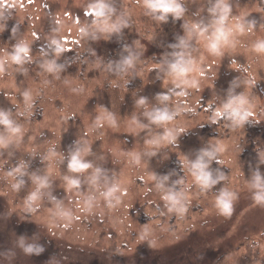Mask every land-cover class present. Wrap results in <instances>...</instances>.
Here are the masks:
<instances>
[{"label": "rangeland", "instance_id": "1", "mask_svg": "<svg viewBox=\"0 0 264 264\" xmlns=\"http://www.w3.org/2000/svg\"><path fill=\"white\" fill-rule=\"evenodd\" d=\"M176 2L182 15L161 20L146 0H0V119L20 129L0 123V264H264V147L240 121L204 130L231 101L264 112V0H225L219 55L193 25L211 37L220 0ZM90 40L83 76L64 70L60 51ZM122 43L116 98L100 62ZM180 59L203 73L186 75L195 87L174 82ZM73 156L89 167L72 171Z\"/></svg>", "mask_w": 264, "mask_h": 264}, {"label": "clouds", "instance_id": "2", "mask_svg": "<svg viewBox=\"0 0 264 264\" xmlns=\"http://www.w3.org/2000/svg\"><path fill=\"white\" fill-rule=\"evenodd\" d=\"M146 6L150 9H152L154 12H160L161 15H160L159 19H161V20L165 19V17L168 14H173L175 17L179 18L184 11L183 8L180 6V4L176 2V0H146ZM103 7H104V5H102V4L95 6V15L97 17L102 15ZM217 10L220 13V17H219V20H217L215 22L216 30L212 34L211 37L205 36L206 29H200L196 25H193V28L198 32L201 40H209L210 41V43L207 45V47L211 51L216 52V54L219 55V52L217 51L218 45H220L222 42H226V40H227L228 33L226 32L223 25H224L225 20H227V18H228V13H229L230 9L227 6V4L225 3V0H220V3H218L216 5V8L212 9L213 12H216ZM111 27H114V26H111ZM111 27L107 25V22H105V30H111ZM21 53L24 56H27L28 49L26 47H20L17 50V55L12 57V59L19 62L21 59V55H20ZM171 69H172V74L174 75V82L177 83V86H179L180 84H184L187 86L195 87L196 86L195 78H193L191 80L185 79L186 75L188 73H191V72H196L200 76L203 75V73L199 71L198 67L195 65V63L193 61L185 62L183 59H180L177 63L171 65ZM2 71H3V68H2V66H0V72H2ZM178 95H184V93H178ZM164 98L167 99V97H164ZM141 103H143V101H141ZM242 103H243L242 100L231 101L227 105L224 106V109H222V110L218 109L216 111V116L217 117L221 116L222 112L228 111L229 109H231L230 115L238 116L240 120L245 119L249 115H253L252 112H245L244 115H242V116L240 115V113L238 111V105L242 104ZM233 105H237V107H233ZM156 119L159 121H169L172 119V117L167 115V114H158ZM0 123H3L4 125L8 126L10 132L13 134L18 133L20 131L19 128H13L11 126L9 120L6 117H3L2 119H0ZM181 131H183V129H181ZM7 143H8L7 140H0V146H6ZM88 167H89V165L86 163H82L80 161V159L77 158V156H73L72 160L69 164V168L72 171H76V172L83 171V170L87 169ZM195 167L198 169H201L200 175L197 176V180L200 183L207 185L209 182V177L206 173H204L202 171L203 166L200 164H197ZM17 171H19V169H17ZM77 183H78L77 181L72 180V181H70L69 186L71 187V186L77 185ZM165 198L166 199H172L171 197H165ZM31 199L35 200L36 194H33ZM220 203L223 206V210L225 212H228L229 207H230L229 204L225 203L224 201H220ZM28 251H31V249L29 248Z\"/></svg>", "mask_w": 264, "mask_h": 264}, {"label": "trees", "instance_id": "3", "mask_svg": "<svg viewBox=\"0 0 264 264\" xmlns=\"http://www.w3.org/2000/svg\"><path fill=\"white\" fill-rule=\"evenodd\" d=\"M90 47V49H84ZM107 47V46H106ZM126 45L122 43L120 44L116 51L113 50L107 52L106 61L102 64L101 63V70L104 71L107 76L105 78V87L107 89L108 95L111 97L120 98L122 97L121 94L123 93L122 85H115V81L119 79V75L116 74L115 68L117 67L121 72L124 71L123 62L125 61V53H126ZM94 45L91 40L87 43L84 47L77 46L72 52L65 53L61 50L60 54L62 55L61 61L64 70H75L81 67V75L83 76L87 67V59H90L91 54L90 51H94ZM52 50L50 51V53ZM53 51L50 56L53 57ZM49 54V53H48ZM48 57V56H47ZM67 57V58H66ZM115 64V65H114ZM114 65V66H113ZM105 66H108L107 68ZM115 107V103H113ZM210 112L212 113L214 110V105L209 107ZM239 111V110H238ZM231 110L229 109L226 111L222 116H220L217 121H215L212 125H205L204 130L205 132L211 131V135L213 137L218 136L217 131L215 128L224 127L226 124L225 122L237 123L240 121L242 127L245 129L246 138L251 143V148L254 150L258 145L259 148H263L264 145V112H259L257 116L249 115L245 119L240 120L238 116L230 115ZM240 115H244L245 112L239 111ZM166 171L171 178V184L175 189L182 190L184 186L185 177V170L183 167V162L178 157H173L167 164Z\"/></svg>", "mask_w": 264, "mask_h": 264}, {"label": "snow or ice", "instance_id": "4", "mask_svg": "<svg viewBox=\"0 0 264 264\" xmlns=\"http://www.w3.org/2000/svg\"><path fill=\"white\" fill-rule=\"evenodd\" d=\"M69 14H70V13H69ZM204 110H205V111H207V109H206V108H205Z\"/></svg>", "mask_w": 264, "mask_h": 264}]
</instances>
